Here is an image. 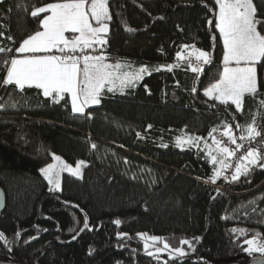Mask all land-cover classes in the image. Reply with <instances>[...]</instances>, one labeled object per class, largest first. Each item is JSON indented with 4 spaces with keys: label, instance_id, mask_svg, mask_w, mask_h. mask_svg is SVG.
<instances>
[{
    "label": "trees",
    "instance_id": "16d2710c",
    "mask_svg": "<svg viewBox=\"0 0 264 264\" xmlns=\"http://www.w3.org/2000/svg\"><path fill=\"white\" fill-rule=\"evenodd\" d=\"M52 2L61 0L0 2V46L12 49L7 57L17 55L15 49L28 35L42 30L40 21L48 14L33 18L31 11ZM254 3L264 19V0ZM216 10L215 0H109L107 62L120 63L124 72L147 67L151 74L134 88L104 93L100 105L83 115L71 112L67 95L55 103L36 88L21 94L12 91L14 86H0V104L12 95L20 105L0 110V188L6 196L0 232L11 242L0 241L1 261L245 264L251 259L241 246L244 238L236 240L230 230L243 227L248 238L255 232L264 236V198H259L264 197V169L255 168L238 182L222 176L212 183L208 150L217 154L213 137L226 125L237 136L236 125L253 119L264 128V62L257 65L259 92L245 96L243 112L204 95L223 71ZM185 45L211 54L202 73L177 59L178 53L187 56L192 50ZM5 58L0 54V61ZM191 62L199 66L192 57ZM169 65H175L171 72ZM6 71L0 63V82ZM184 136L199 137V147H177V138ZM54 155L71 166L81 160L86 165L80 177L65 175L60 191H49L41 172L53 164ZM254 199L256 204H250ZM140 234L171 247L189 239L196 250L184 245L189 256L183 261L170 260L166 252L157 259L147 255ZM33 236L38 238L25 243Z\"/></svg>",
    "mask_w": 264,
    "mask_h": 264
},
{
    "label": "snow or ice",
    "instance_id": "6c2138e0",
    "mask_svg": "<svg viewBox=\"0 0 264 264\" xmlns=\"http://www.w3.org/2000/svg\"><path fill=\"white\" fill-rule=\"evenodd\" d=\"M215 4L218 10L214 11L213 15L216 19L215 28L223 43L224 67L220 79L208 87L204 95L222 105H234L237 112H243L245 96L256 97L259 92L257 65L264 62V34H262L264 19L258 18L254 0H215ZM42 13L48 14L40 21L39 27L42 30H37L23 39L15 49L17 55L7 57L12 49L0 46V54L6 56L0 63H3L7 69L6 77L0 82V86H14L12 91H19L21 94L25 88H36L42 90L44 97H51L55 103H59V100L68 94L71 97L73 112L83 115L86 106L100 104L101 93L105 88L108 92H114L118 85L119 90L123 92L127 88L136 87L146 73L151 74L147 67H140L134 72H121L123 66L120 63L107 62L108 57L103 49L108 44L109 22L112 20L109 0H61L43 7H35L30 15L35 18ZM260 15L264 17V12ZM208 25L212 26L211 19L208 20ZM127 30L132 31L130 28ZM66 33L74 35L69 37L65 35ZM2 36L4 33L0 32V37ZM7 39L13 40L11 36ZM183 47L185 49L191 47L192 50L187 56L183 52L178 53L177 59L188 61L193 73H202L203 65L211 63L209 52L197 49L194 45ZM88 50L92 53L100 50V54H88ZM38 53L45 55H37ZM193 56L199 66L192 64ZM173 67L175 65H169L166 70L171 72ZM192 91L195 92L196 89ZM260 105L264 107V100H261ZM6 107L16 109L20 105L12 95H9L8 100L0 104V110ZM236 128L240 129L239 136L235 134L231 125H226L222 132L235 148L223 145L222 141L213 137L212 142L216 146L217 154H213L210 148L208 150L210 163L214 166L212 183H216L222 176L228 182H238L241 177H248L253 169H264V128H261L256 119L243 127L237 124ZM212 131L215 132L216 129ZM199 139L192 136L178 137L176 146L182 149L185 145L199 147ZM91 147L95 149L96 145L92 144ZM162 147L166 148L167 145L164 144ZM241 150L243 154L239 157L231 176L225 175V172L232 168L231 158L236 157L237 152ZM53 159L56 163L41 170L50 186L49 191L61 190L63 173L80 176L81 167L86 166L82 160L78 161L74 168L65 163L60 156L54 155ZM249 203L255 205L256 200H251ZM252 211L255 212L256 209L253 208ZM115 223L119 225L120 221L117 220ZM88 227L85 222L84 228ZM230 231L236 240L244 238L241 246L244 247L253 264H264V236L260 232H255L251 238H248L249 231L246 228L233 227ZM15 235L19 237L21 233L18 231ZM117 235L123 238L126 234ZM140 235L145 239L144 249L147 255L157 259L159 253L166 252L170 260L183 261L189 256L184 245H187L192 253L196 250L192 240L182 239L179 247H171L167 242H163L162 248L149 251L148 241L154 246L160 242V238ZM37 238L30 237L25 243ZM75 238L74 236L73 239ZM194 239L197 243L201 240L200 237ZM0 241L5 245L11 243L2 232H0ZM165 264L168 262L165 261ZM204 264L208 262L205 261Z\"/></svg>",
    "mask_w": 264,
    "mask_h": 264
},
{
    "label": "rangeland",
    "instance_id": "374dc122",
    "mask_svg": "<svg viewBox=\"0 0 264 264\" xmlns=\"http://www.w3.org/2000/svg\"><path fill=\"white\" fill-rule=\"evenodd\" d=\"M94 23V22H93ZM66 36H69V37H71L72 35H74V34H72V33H66L65 34ZM187 54V53H186ZM37 55H45L44 53H38ZM192 58H194L195 59V57L193 56ZM81 67H82V65H81ZM121 72H124L123 70H120ZM140 82V81H139ZM138 82V83H139ZM137 83V84H138ZM116 90L117 91H120L119 90V86L117 85V87H116ZM107 91V90H106ZM70 96V95H69ZM101 97H102V95H101ZM69 100H70V104H71V97L69 98ZM98 105H100V104H98ZM98 105H91V106H86L85 107V112H84V114L87 112V110L89 109V108H92V107H96V106H98ZM71 112L73 113V114H76V115H81V114H79V113H74L73 112V110H72V104H71ZM188 145H185V147H187ZM62 159V158H61ZM63 160V159H62ZM53 163H56V161L54 160V162ZM72 167H76V166H72ZM83 167L84 166H82L81 167V175L80 176H82V173H83ZM65 175H69V176H72V175H70L69 173H67V172H65V173H63L62 174V177H61V182H62V179H63V177L65 176ZM80 176H73V177H80ZM144 241H145V239H144ZM148 243H149V245H150V248L149 249H151V250H153L154 248H160L161 246H163V243H160V242H157L154 246H152V242L151 241H148ZM247 256H249L248 254H247Z\"/></svg>",
    "mask_w": 264,
    "mask_h": 264
},
{
    "label": "built area",
    "instance_id": "2783aa9c",
    "mask_svg": "<svg viewBox=\"0 0 264 264\" xmlns=\"http://www.w3.org/2000/svg\"><path fill=\"white\" fill-rule=\"evenodd\" d=\"M77 54H79V53H77ZM88 54H100V50H98V51L95 52V53H92L91 50H88ZM216 139L222 141L223 145L229 146L230 148H235V146H234V145H231L230 142L228 141L227 137H224V136L222 135V133H219V134L217 135ZM242 154H243V150H241L240 152H237L236 157L231 158L230 162H231V164H232V168L228 169V170L226 171V174H225V175H227V176H229V177L231 176L232 172L234 171V168H235L236 164H237L238 161H239V157H240ZM225 182H228V181L225 180Z\"/></svg>",
    "mask_w": 264,
    "mask_h": 264
},
{
    "label": "water",
    "instance_id": "95a60500",
    "mask_svg": "<svg viewBox=\"0 0 264 264\" xmlns=\"http://www.w3.org/2000/svg\"><path fill=\"white\" fill-rule=\"evenodd\" d=\"M5 207H6V196L4 191L0 188V215L4 213ZM0 264H20V263H12V262H6L0 260ZM34 264H39V263H34ZM245 264H253V262L250 259Z\"/></svg>",
    "mask_w": 264,
    "mask_h": 264
},
{
    "label": "crops",
    "instance_id": "0c3cea01",
    "mask_svg": "<svg viewBox=\"0 0 264 264\" xmlns=\"http://www.w3.org/2000/svg\"><path fill=\"white\" fill-rule=\"evenodd\" d=\"M224 67V66H223ZM223 72V71H222ZM107 90V88H105V90H104V92H102L101 93V95H103L104 93H110V92H108V91H106ZM42 91V90H41ZM65 95H67L69 98H70V96L68 95V94H65ZM208 98V97H207ZM209 99V98H208ZM234 106V105H233ZM235 107V106H234Z\"/></svg>",
    "mask_w": 264,
    "mask_h": 264
}]
</instances>
